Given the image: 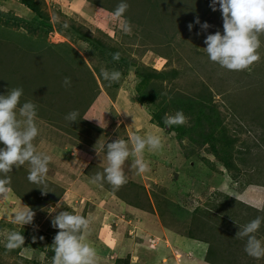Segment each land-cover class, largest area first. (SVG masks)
Wrapping results in <instances>:
<instances>
[{
    "label": "rangeland",
    "instance_id": "374dc122",
    "mask_svg": "<svg viewBox=\"0 0 264 264\" xmlns=\"http://www.w3.org/2000/svg\"><path fill=\"white\" fill-rule=\"evenodd\" d=\"M35 1L38 12L19 0H0V95L22 88L21 103L31 101L39 106L36 124L40 133L34 143L52 160L46 187L29 182L27 164L8 174L13 191L7 200L0 199V229L21 232L25 247L6 251L4 237L0 236V264H52L51 247L59 229L53 228L51 221L60 211L90 218L87 241L97 255H108L111 264H128L130 256L114 255L133 254H140L142 263H163L162 255H157V251L161 252L158 242L143 244L149 247L142 248L144 254L134 253V241L142 243L141 233L145 237L150 234L147 214L156 215L168 238L177 239L175 244L184 251L191 245L186 235L193 231L197 211L215 213L210 215L213 220L228 217L231 228L264 217V198L259 205L248 202L247 206L236 200L249 196V192L242 194L249 184L264 190V185L257 186L262 183L259 176L264 174V151L260 147L264 146V46L260 49L261 60L251 71H229L210 61L204 41L209 34L224 32L219 5L217 11L207 6L212 0H125L130 7L124 20L112 18L121 0ZM197 17L201 24L195 23L190 31L188 25H193ZM125 21L131 24V34L121 28ZM205 22L210 25L206 31L201 27ZM261 40L264 43V36ZM99 42L126 57L131 65L126 69V65L114 61L109 50L97 47ZM78 58L81 62L75 61ZM89 68L96 74L97 86L89 82ZM101 68L119 70L121 80L109 86L100 74ZM152 69L166 74L177 72L173 82L160 81L164 89L158 94L159 105L164 96L169 99L168 95L175 91L193 98L204 89L210 91L222 125L237 140L234 147L240 152H234V169L224 166L208 146L197 156L187 158L185 154L197 146H190L188 138L181 143L176 133L157 127L153 115L160 106L141 103L137 93L140 74ZM65 77H71V85L64 88L63 104L48 105L42 96L51 93L54 98L52 92L62 88ZM80 85H90L86 94L80 93ZM84 95L88 97L84 103L87 108L80 121L72 123L59 114L60 110L64 115L77 110L76 100H84ZM236 104L238 110L234 108ZM171 111L175 110L170 107L168 113ZM237 112L248 118L242 125L237 122ZM148 133L160 136L164 144L159 152H144L150 171L137 174L130 158L124 165L128 183L119 190L106 181L90 182L107 166V143L119 138L130 141L134 135ZM223 201L228 207L221 206ZM240 205L247 209L235 220L229 215L237 214ZM25 206L36 215L34 223L23 228L14 223V215ZM255 209L261 214L257 216ZM129 220H133L136 230L128 225ZM220 224L222 230L215 232L212 241L222 252L231 241L225 239V226L222 221ZM256 235L264 240L263 229Z\"/></svg>",
    "mask_w": 264,
    "mask_h": 264
},
{
    "label": "clouds",
    "instance_id": "9594fccd",
    "mask_svg": "<svg viewBox=\"0 0 264 264\" xmlns=\"http://www.w3.org/2000/svg\"><path fill=\"white\" fill-rule=\"evenodd\" d=\"M222 13L223 29L221 34L207 35L204 49L210 61L229 71H251V67L261 60L260 49L264 46L261 37L264 36V0H212L210 7L213 11ZM125 0L112 13L113 20H124L129 9ZM196 24H201L199 18ZM65 27H68L65 24ZM207 30L210 25L206 22L201 25ZM122 30L131 34V24L123 22ZM189 30L193 28L188 25ZM112 59L119 61L120 53H112ZM101 76L109 86L118 83L122 78L119 70L101 68ZM66 86L71 85L68 77L64 78ZM22 88H13L7 95H0V199L7 200L12 193L11 178L8 175L13 169H20L28 165V180L37 185L46 187V177L52 157L38 151L34 141L40 130L36 124L37 108L31 101L21 103ZM78 111L70 112L65 118L72 123L77 122ZM188 117L183 111L174 115L166 114L164 125L169 129L173 126H183ZM131 145V146H130ZM164 144L160 136L148 133L145 136L134 135L130 141L117 139L107 143V166L103 172L96 173L90 178L92 184L107 182L114 190H119L128 183V176L124 171L125 163L131 158V167L137 174L150 171L149 162L143 158L144 152H159ZM42 191L47 194L43 188ZM56 207H59L57 205ZM36 213L25 206L24 210L17 211L14 223L24 228L34 223ZM53 228L59 229L54 237L52 250V264H97L98 256L95 247L87 241L90 235V218L68 211H60L51 221ZM264 217H256L242 227L236 234L237 239H246L245 252L256 259L264 258V240L257 238ZM0 236L4 237L6 251L25 247V236L16 230L0 229Z\"/></svg>",
    "mask_w": 264,
    "mask_h": 264
},
{
    "label": "trees",
    "instance_id": "16d2710c",
    "mask_svg": "<svg viewBox=\"0 0 264 264\" xmlns=\"http://www.w3.org/2000/svg\"><path fill=\"white\" fill-rule=\"evenodd\" d=\"M19 1H21L25 6H27L28 8H30L33 11L35 10L38 12L40 10L38 8V3L35 0H19ZM210 5L211 4L207 5V6H209L208 7L209 9L211 8ZM193 22H194L193 23V28H194V27H196V25H195V21H193ZM44 24H45V22H44ZM92 43L94 44L95 40H93ZM97 47L102 49L104 52L109 50L108 52H110V55L113 53L110 49L106 48V45H104L102 42H99ZM75 61L81 62V60L79 58L76 59ZM117 62H119L120 64H123V65H126V69L131 65L130 61L126 57H122V56H120V59ZM132 66H133V64H132ZM144 72L145 71H143L140 74V78L142 81H141V85L138 88L137 93H140V95L138 97H139V100L141 103L143 102L144 104H148V105H150V104L155 105L156 104L157 106H160L159 107L160 109H158V111L153 115V117H154L153 122L157 124V127H159L160 129L166 130L169 133H176L177 139L181 143H183L188 138L187 140L189 141L190 146H193V145L197 146V147H192L185 154L187 158H191L192 156L193 157L197 156L199 151L202 148L208 146L210 148L209 149L210 153L212 155H214L217 159H219L223 163L224 166L228 167V169L231 167H233L232 169H234L235 167L232 163V161H234V157H235L234 152H235V154L240 152V151H236L235 147H234L237 140L235 138L230 137L227 134L226 128L222 125V123L220 121V117L218 115V110H217L216 106L212 104L213 97H212L210 91L208 89H204L206 91H203L199 95L200 97L198 96L197 98H193V97H191V95H189V96L185 95V94L180 95V93L178 94L175 91V92H172L170 95H168V96H170L169 99H167V96H164V99H165L164 102L161 105H159L158 104V94H160L164 89V87L160 83V81L164 80V79H168L170 82H173L175 79H177L176 78L177 72L172 71V73L166 74V73H162L160 71L154 70V69L146 71V73H144ZM88 73L91 76L90 77L89 75H87V76H89L90 84L91 85L95 84L97 86L96 74H94L91 69L88 71ZM95 73H97V72L95 71ZM125 75H126V73H125ZM60 85H62L61 89H57L56 91L52 92L54 98L52 97L51 93L49 95H47L46 97L42 96V98H44L47 101L48 105H49V103H51L53 106H57V103L63 104V98L64 99L66 98V93H64V90H65L64 88L66 85L64 84V82L61 83ZM88 86H90V85H88ZM87 87H85V86L83 87L82 85H80V90H81L80 93L86 94L85 89ZM143 90H145L144 93L142 92ZM51 97H52V101L50 102ZM56 97H58V98H56ZM87 98H88L87 95H84V100H82V99L76 100L78 106H76L77 110L76 109H74V110L79 112V117H78L77 122L81 120L82 113L87 108L86 106L84 107V103L86 101H88ZM170 107L173 108L175 111L174 112L171 111V113H168V110ZM236 107H238V104H236V106H234V108H236ZM36 108L38 109L39 106H37ZM238 108H240V107H238ZM238 108H236V109L238 110ZM257 110H258V108H257ZM257 110H255V112ZM177 111H183L185 116L188 117V120H187L186 124L183 126H173L171 129H169L166 125H164V122H163L164 117L166 114L174 115ZM247 111H250V109H248ZM58 112L60 115L63 114L62 115L63 118L67 116V115H64L63 110H60ZM238 115L239 116L236 119H237V122L239 121L241 125L247 121L248 118L245 117L246 115H244L242 113H238ZM235 116H236V114H235ZM253 120H256V122L258 123L257 119H253ZM251 128H253V127H251ZM263 137L264 136L261 137L262 140L264 139ZM260 147L264 151V146L260 145ZM205 162L209 163V161H207V160ZM261 172H263L262 168H261ZM259 181H261L262 183H260V184L258 183L257 186L264 185V174L262 176H259ZM244 185H247V184H244ZM227 201L221 202L220 203L221 206L222 207H228ZM230 207H233V206H229V208ZM246 209L247 208L242 207V205H240V209H238V213L235 215L233 213V214H230L229 216H233V218H235V220H237V218H239L240 214H244V213H241V211L243 210V212H245ZM200 212H201V215H198V213H200ZM255 212L257 213L256 214L257 216H258V213L261 214V211L258 212V210H256ZM194 214L195 215L193 216V221H192L193 222V231H190L189 233H187L186 236L191 238L192 240H197V241H202L204 243L205 242L209 243V249H208L207 256H206L207 262H209L211 264H215L214 258L216 255H218L221 252V251H219V249H217L218 247H214L213 243H215V242L212 241V238L216 234L215 232H219L222 230V229H220V226H222L220 224V221H222L224 223V226H225L223 229L225 231L226 238L225 237L224 238L228 239L227 241H231V243H230L231 245L226 243V245H228V248H225L222 251L230 252V254L233 255V253L235 252V250L237 249V247L239 245H243V244L246 245V239L247 238H244V239L235 238L236 234H237L236 228H238V231H239V227H237V225H236V228L234 226H233V228H231L230 225L227 223V220H229V219H227L228 217L219 216V217H215V220H213V218L210 215H213L215 213L208 214L206 212H203V210L199 211V212L197 211ZM242 216L244 217V215H242ZM214 222L216 224L215 226H213ZM235 222H237V221H235ZM244 225H245V223H242V225L240 227H242ZM263 227H264V225H261L260 229L264 230ZM218 242H221V241H218ZM244 250H245V248H244Z\"/></svg>",
    "mask_w": 264,
    "mask_h": 264
},
{
    "label": "crops",
    "instance_id": "0c3cea01",
    "mask_svg": "<svg viewBox=\"0 0 264 264\" xmlns=\"http://www.w3.org/2000/svg\"><path fill=\"white\" fill-rule=\"evenodd\" d=\"M225 177H226V173H225ZM241 179V177H239ZM238 178V179H239ZM224 179V178H223ZM227 180V179H226ZM225 180V181H226ZM229 180V179H228ZM224 181V183H226ZM237 182V181H236ZM245 193L242 194H246L247 192H249V196H245V198H248L249 200L246 201L244 196V200L243 199H237L239 202L245 203L246 205H248L247 203L250 202V204H256L259 205L260 203H262L263 198H264V190H259L258 188H253V186H248V188H246V191H244ZM226 198V197H224ZM234 198V197H233ZM251 206V205H250ZM252 207V206H251ZM254 207H256L254 205ZM135 211L138 210V208L134 209ZM140 210V209H139ZM258 210V209H257ZM142 211V210H141ZM146 219H147V227L151 226V231L150 234L146 233V237L144 236L143 232L141 233L144 242L140 243V242H135L137 245V252H141L145 251L142 248H149L148 246H145L143 244H153L154 242H158V246L161 248H159V250H161V252L159 253L157 251V255H162L161 259L162 262L161 264H181L180 261L182 262V264H211L209 262L206 261V256H207V252L209 249V243L204 244V242L201 241H197V240H189V243L191 244L189 246V250L188 251H184L181 248L177 247V245L175 243H177V239L173 240L171 237L168 238L166 230L163 229L162 227V223L159 221V219H156V215L153 214H147L146 215ZM144 218V216H143ZM134 222L133 220H129L128 225H132ZM242 225V224H240ZM132 227L134 228V226L132 225ZM136 230V228H134ZM134 230V231H135ZM130 235H132L133 231L132 228H130L129 230ZM138 231H140V228H138ZM172 236V235H171ZM178 239L182 238V237H177ZM153 240V241H152ZM152 241V242H151ZM194 241V242H193ZM195 241H197L195 243ZM201 242V243H199ZM155 244V243H154ZM208 246V247H207ZM245 245H239L237 247V249L235 250V254L233 253V255L230 254V252H225L222 251L220 252L218 255L215 256L214 258V262L215 264H264V258H260V259H256L252 256L247 255V253L244 250ZM225 249V248H224ZM144 254V253H142ZM192 254V255H190ZM140 255V254H139ZM139 255H114L115 257H120V258H124V257H128L130 256V261L128 264H149V263H142L143 262V258H141ZM145 255H147L145 253ZM98 256V260H97V264H111V261H108V255H97ZM112 255L111 258L114 257ZM218 257H220L219 259H217ZM182 259V260H178V259ZM187 260V261H186Z\"/></svg>",
    "mask_w": 264,
    "mask_h": 264
}]
</instances>
